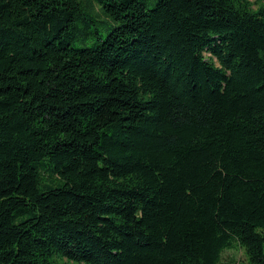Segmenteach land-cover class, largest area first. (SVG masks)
<instances>
[{
    "label": "trees",
    "instance_id": "obj_1",
    "mask_svg": "<svg viewBox=\"0 0 264 264\" xmlns=\"http://www.w3.org/2000/svg\"><path fill=\"white\" fill-rule=\"evenodd\" d=\"M264 264V0H0V264Z\"/></svg>",
    "mask_w": 264,
    "mask_h": 264
},
{
    "label": "rangeland",
    "instance_id": "obj_2",
    "mask_svg": "<svg viewBox=\"0 0 264 264\" xmlns=\"http://www.w3.org/2000/svg\"><path fill=\"white\" fill-rule=\"evenodd\" d=\"M223 262L225 264H250L245 250L237 245H234L231 249L224 251Z\"/></svg>",
    "mask_w": 264,
    "mask_h": 264
}]
</instances>
